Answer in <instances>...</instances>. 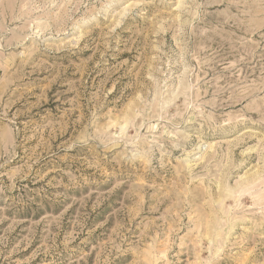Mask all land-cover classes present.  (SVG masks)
<instances>
[{
  "label": "rangeland",
  "instance_id": "374dc122",
  "mask_svg": "<svg viewBox=\"0 0 264 264\" xmlns=\"http://www.w3.org/2000/svg\"><path fill=\"white\" fill-rule=\"evenodd\" d=\"M0 264H264V0H0Z\"/></svg>",
  "mask_w": 264,
  "mask_h": 264
}]
</instances>
